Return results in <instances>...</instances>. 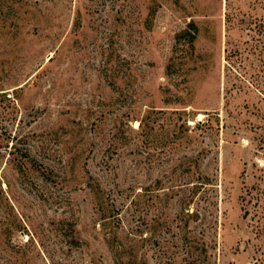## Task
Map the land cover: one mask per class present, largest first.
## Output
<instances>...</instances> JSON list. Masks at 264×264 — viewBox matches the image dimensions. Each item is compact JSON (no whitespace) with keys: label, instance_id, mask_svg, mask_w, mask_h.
<instances>
[{"label":"rangeland","instance_id":"rangeland-1","mask_svg":"<svg viewBox=\"0 0 264 264\" xmlns=\"http://www.w3.org/2000/svg\"><path fill=\"white\" fill-rule=\"evenodd\" d=\"M0 264H264V0H0Z\"/></svg>","mask_w":264,"mask_h":264}]
</instances>
